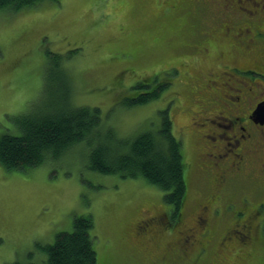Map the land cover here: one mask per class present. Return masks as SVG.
Masks as SVG:
<instances>
[{
    "label": "rangeland",
    "instance_id": "obj_1",
    "mask_svg": "<svg viewBox=\"0 0 264 264\" xmlns=\"http://www.w3.org/2000/svg\"><path fill=\"white\" fill-rule=\"evenodd\" d=\"M205 1L43 0L18 11L0 10V134L19 133L17 119L54 95L44 71L47 58L60 60L58 71L66 74L73 104L98 107L118 139L158 129L160 112L168 108L173 133L182 140L188 180L178 225L157 186L90 170L85 143L28 170L0 165V264L44 262L42 247L71 232L74 218L86 215L93 221L98 264H264L258 215L255 238L246 244L221 241L236 235L234 222L243 217L240 198L227 210L223 199L208 202L212 189L207 191L197 167L199 156L212 152V140L203 138L213 135L204 118L230 110L225 98L237 78L231 68L253 65L261 46L256 40L246 46L245 36L242 41L220 29L227 22L234 33L241 28L237 20L221 23L224 18L214 11L216 1L220 7L228 0ZM244 1L256 9L253 0ZM180 2L183 9L176 12ZM232 7L249 22L263 16L243 14L240 0ZM242 10L247 11L244 4ZM152 76L155 83H169L159 97L134 107L124 104L137 95V83L153 85L145 81ZM230 94L235 99V91ZM201 203L209 205L203 226L195 223ZM259 211L264 218V205ZM148 218L154 219L149 231L137 232ZM190 232L192 246L183 256L179 246ZM201 247L207 249L200 252Z\"/></svg>",
    "mask_w": 264,
    "mask_h": 264
},
{
    "label": "trees",
    "instance_id": "obj_2",
    "mask_svg": "<svg viewBox=\"0 0 264 264\" xmlns=\"http://www.w3.org/2000/svg\"><path fill=\"white\" fill-rule=\"evenodd\" d=\"M42 1L0 0V10L18 11ZM180 6L183 9L181 2ZM175 11L169 9V13ZM203 34L201 32V37ZM60 63V60L47 58L44 71L45 86H52L54 95L46 97L41 109L17 119L19 133L0 134V165L6 170H28L47 160L59 159L73 147L85 143L89 146L90 170L118 175L122 179L142 178L157 186L172 208V217L176 218L187 195V164L181 138L173 133L168 108L160 112L158 129L118 139L115 131L106 125L98 107L73 104L66 74L61 69L58 71ZM149 82L153 84L150 87L144 82L137 83L133 88L137 95L123 99L124 104L134 107L157 99L169 84L155 83V76ZM92 228L90 215L75 217L71 232L59 233L52 244L42 247L46 252L44 262L27 264H98L90 236Z\"/></svg>",
    "mask_w": 264,
    "mask_h": 264
},
{
    "label": "flooded vegetation",
    "instance_id": "obj_3",
    "mask_svg": "<svg viewBox=\"0 0 264 264\" xmlns=\"http://www.w3.org/2000/svg\"><path fill=\"white\" fill-rule=\"evenodd\" d=\"M236 1L222 2L220 7H218L219 1H216L214 11L220 13L224 18L221 23L226 22L229 18L228 21L234 22L237 20L241 28L239 27L237 33H234V30L230 31L233 27L229 25L232 24L227 22L228 24L222 25L220 29L225 33L226 31L227 33H233L237 38L240 36L242 41L245 36L244 40L247 39L246 46H252L253 41L256 40L258 47L261 46V48H258L259 57L253 65L247 68L237 66L231 68V71L237 76L235 80H232L231 90L227 89L229 93L226 94L227 97L225 98V105L229 107L227 104L231 103V108L229 111L222 108L218 115L204 118L206 120L205 128L210 126L213 135L204 134L203 138H210L213 145L210 147L212 152L199 156L197 167L198 174L208 184L207 191L212 189L210 194L207 195L210 198L208 202L214 204L219 199H223L227 201V210L230 203H233L236 198H240L241 204L239 205L238 202L237 205L239 210L242 211L243 217L234 222L238 227V230L233 231L236 234L235 238L226 235L221 238V241L230 238V242L237 240L246 244L251 238H255L252 225L253 217L255 216L256 219L257 215L260 240L264 242L261 238V230L264 231V218L259 217V204L264 205V112H261L259 118H257V114L254 115V111L259 104L264 107V0H253V3L257 6L256 9L246 7L245 1L240 0V9L243 14H247L246 16L252 17L258 11L262 13V18L254 22L241 18L240 14L232 7ZM202 2L207 3L205 0H202ZM243 4L247 11L242 10ZM180 8L179 5L176 12ZM214 22L217 23L216 19ZM242 22L246 23L248 27L242 25ZM255 23L256 26H254ZM248 33L249 35H247ZM235 82L238 84H235ZM233 91L236 94L235 99L230 94ZM223 112H226V114ZM254 165L258 167L256 171L253 170ZM251 179L255 180L254 183H251ZM200 207L201 212L200 214L197 213L195 223L203 226L207 222L206 211L209 205L201 203ZM178 221V225H181L183 221L182 213L179 215ZM152 223H154L152 218L143 220L142 224L137 226L140 229L137 232L143 230L147 233ZM205 231L208 230L205 229ZM193 237L192 232L183 236L181 246H179L183 256L188 255ZM220 243L222 245V242ZM226 244L224 243V246ZM204 249L207 248L201 247L200 252ZM163 263L165 264V262Z\"/></svg>",
    "mask_w": 264,
    "mask_h": 264
},
{
    "label": "water",
    "instance_id": "obj_4",
    "mask_svg": "<svg viewBox=\"0 0 264 264\" xmlns=\"http://www.w3.org/2000/svg\"><path fill=\"white\" fill-rule=\"evenodd\" d=\"M262 107V106H261ZM260 105H258L257 106V108H256V110L254 111V115L255 114H257L258 115V117L257 118H259L260 117V115H261V112L263 113L264 112V107H262V111H260Z\"/></svg>",
    "mask_w": 264,
    "mask_h": 264
}]
</instances>
